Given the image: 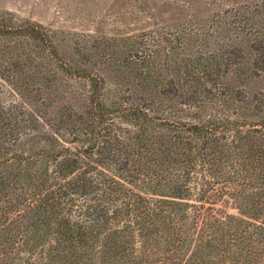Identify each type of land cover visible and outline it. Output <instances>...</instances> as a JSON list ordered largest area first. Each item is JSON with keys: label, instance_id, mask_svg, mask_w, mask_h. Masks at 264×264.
<instances>
[{"label": "trees", "instance_id": "obj_1", "mask_svg": "<svg viewBox=\"0 0 264 264\" xmlns=\"http://www.w3.org/2000/svg\"><path fill=\"white\" fill-rule=\"evenodd\" d=\"M130 1L122 50L0 12V264H264V0Z\"/></svg>", "mask_w": 264, "mask_h": 264}, {"label": "rangeland", "instance_id": "obj_2", "mask_svg": "<svg viewBox=\"0 0 264 264\" xmlns=\"http://www.w3.org/2000/svg\"><path fill=\"white\" fill-rule=\"evenodd\" d=\"M254 1L259 0H249L248 4H254ZM230 2L226 1V4ZM129 8L132 9L130 0H0V12L8 11L18 19L43 24L54 31L66 52L74 51L76 42L95 38L102 41L104 47L110 44L105 48L122 50L124 39L139 34L145 27L139 21L131 22L127 13ZM227 210L237 211L232 207ZM20 252L16 250L12 256L21 255Z\"/></svg>", "mask_w": 264, "mask_h": 264}]
</instances>
